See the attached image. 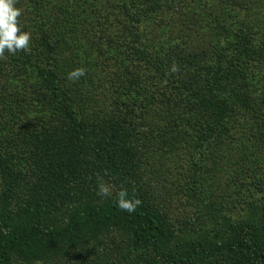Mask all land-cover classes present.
<instances>
[{
  "label": "trees",
  "instance_id": "1",
  "mask_svg": "<svg viewBox=\"0 0 264 264\" xmlns=\"http://www.w3.org/2000/svg\"><path fill=\"white\" fill-rule=\"evenodd\" d=\"M16 6L0 264H264V0Z\"/></svg>",
  "mask_w": 264,
  "mask_h": 264
},
{
  "label": "clouds",
  "instance_id": "2",
  "mask_svg": "<svg viewBox=\"0 0 264 264\" xmlns=\"http://www.w3.org/2000/svg\"><path fill=\"white\" fill-rule=\"evenodd\" d=\"M22 14L23 10L16 6V0H0V58H3L6 52L15 55L20 51H30L32 35L30 31H25L21 25ZM172 70L176 71L177 69L174 67ZM86 74V69L81 67L68 73L67 78L74 82L85 77ZM98 194L106 198L112 193L106 183H100L98 184ZM117 195L116 205L121 211L129 214L134 213L141 204L139 199L130 198L128 190L125 188H122Z\"/></svg>",
  "mask_w": 264,
  "mask_h": 264
},
{
  "label": "rangeland",
  "instance_id": "3",
  "mask_svg": "<svg viewBox=\"0 0 264 264\" xmlns=\"http://www.w3.org/2000/svg\"><path fill=\"white\" fill-rule=\"evenodd\" d=\"M171 167V166H170ZM173 167H171V169H172ZM217 173L219 174V172L217 171Z\"/></svg>",
  "mask_w": 264,
  "mask_h": 264
}]
</instances>
